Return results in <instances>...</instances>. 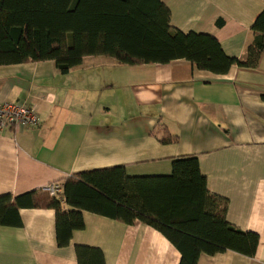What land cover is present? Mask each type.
<instances>
[{"label": "crops", "instance_id": "crops-1", "mask_svg": "<svg viewBox=\"0 0 264 264\" xmlns=\"http://www.w3.org/2000/svg\"><path fill=\"white\" fill-rule=\"evenodd\" d=\"M171 25L219 39L244 59L264 0H163ZM219 19L224 20L218 25ZM264 52L257 69L214 74L181 58L122 65L85 56L68 74L54 60L0 65V100L36 106L41 124L0 129V194L44 189L87 170L123 165L131 175L168 174L172 158L197 155L210 192L228 200L227 220L260 236L257 252L202 253L197 264H264ZM164 129L179 136L163 143ZM63 184V183H62ZM21 226L0 225V264H78L76 245L100 247L106 264H179L158 230L83 211L68 246L56 213L20 209Z\"/></svg>", "mask_w": 264, "mask_h": 264}, {"label": "trees", "instance_id": "trees-1", "mask_svg": "<svg viewBox=\"0 0 264 264\" xmlns=\"http://www.w3.org/2000/svg\"><path fill=\"white\" fill-rule=\"evenodd\" d=\"M251 29L253 39L241 59L228 55L211 34L172 26L163 0H0V65L54 60L68 74L89 55L130 66L184 58L198 69L226 74L233 66L258 68L264 52V10ZM178 140L164 129L163 143ZM171 161L168 174L131 175L116 165L68 176L57 195L46 189L0 194V225L21 226L22 208L53 209L57 244L64 247L76 230L85 228L86 210L155 228L179 250V264H197L202 253L226 250L254 256L259 234L227 220L228 200L209 191L199 157ZM75 249L78 264H106L100 247L77 244Z\"/></svg>", "mask_w": 264, "mask_h": 264}, {"label": "built area", "instance_id": "built-area-1", "mask_svg": "<svg viewBox=\"0 0 264 264\" xmlns=\"http://www.w3.org/2000/svg\"><path fill=\"white\" fill-rule=\"evenodd\" d=\"M41 118L36 106L28 102L0 100V129L12 128L18 130L23 126L38 127ZM61 182H53L46 189L51 194H57L62 189Z\"/></svg>", "mask_w": 264, "mask_h": 264}, {"label": "rangeland", "instance_id": "rangeland-1", "mask_svg": "<svg viewBox=\"0 0 264 264\" xmlns=\"http://www.w3.org/2000/svg\"><path fill=\"white\" fill-rule=\"evenodd\" d=\"M62 186H63V184H62ZM44 189H46V188H44ZM62 189H63V187H62ZM62 189H61V190H62ZM49 192H50V191H49ZM50 194H51V193H50ZM57 194H59V192H57ZM57 194H56V195H57ZM51 195H53V194H51ZM54 195H55V194H54Z\"/></svg>", "mask_w": 264, "mask_h": 264}, {"label": "bare ground", "instance_id": "bare-ground-1", "mask_svg": "<svg viewBox=\"0 0 264 264\" xmlns=\"http://www.w3.org/2000/svg\"><path fill=\"white\" fill-rule=\"evenodd\" d=\"M46 187H47V186H46ZM46 187H45V188H46ZM46 190H47V189H46Z\"/></svg>", "mask_w": 264, "mask_h": 264}]
</instances>
